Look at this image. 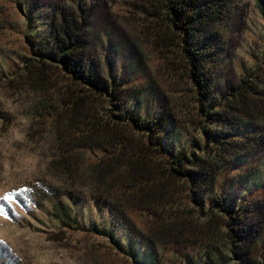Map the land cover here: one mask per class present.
Returning a JSON list of instances; mask_svg holds the SVG:
<instances>
[{"label":"trees","instance_id":"obj_1","mask_svg":"<svg viewBox=\"0 0 264 264\" xmlns=\"http://www.w3.org/2000/svg\"><path fill=\"white\" fill-rule=\"evenodd\" d=\"M20 1L26 51L9 74L0 70V87L34 94L32 139L47 136L49 148L35 186L11 193L17 204L87 236L90 252L100 240L118 264H264V40L237 82L221 88L216 78L227 50L220 23L241 0L154 1L174 32L162 44L165 58L195 110L185 122L181 92L151 113L131 103L134 77L98 67L84 0L54 3L45 15ZM256 4L264 23V0ZM0 119L3 131L11 119L3 111ZM84 201L110 222L82 221ZM0 210L14 218L2 198ZM119 212L130 223L120 227L124 241ZM3 250L0 264H9ZM92 257L99 264L104 255Z\"/></svg>","mask_w":264,"mask_h":264},{"label":"rangeland","instance_id":"obj_2","mask_svg":"<svg viewBox=\"0 0 264 264\" xmlns=\"http://www.w3.org/2000/svg\"><path fill=\"white\" fill-rule=\"evenodd\" d=\"M30 1L35 3V8L31 10L42 9L41 15L50 11L48 9L54 3L65 2L73 7L76 3L74 0H28ZM84 1L89 6L86 17L89 51L98 67L105 74L108 72L125 78L134 77L130 92L136 97L131 103L136 99L140 100L144 106H148L151 113L155 111L157 103L169 106L171 94L181 92L185 105L184 122L193 120L195 110L192 109L193 104L188 96V85L171 73L172 65L166 60L165 48L162 47L166 37L172 38L174 32L165 26L162 10L154 7L155 0ZM21 8L20 0H0L1 73L9 74L26 51L27 22ZM153 13H157L159 18H151ZM157 28L161 31L159 37L156 34ZM219 28L224 33L227 48L216 69V78L223 88L227 78L237 82L239 75L250 69L260 53L264 40V23L256 0L238 2L222 20ZM7 116L12 119L8 114ZM34 116L36 123L40 118L38 115ZM31 134H34L32 129V138ZM38 174L39 170L30 175H22L9 171L7 166L0 168V199L11 195L13 191L20 193L24 187L33 188ZM5 201L14 214L11 220L0 210V245L4 248L9 264H98L92 257L96 252L104 255L99 264H118L116 256L102 249L100 240L91 239L97 249L94 253L90 252L92 245L87 236L60 229L53 216L36 209L32 203L20 206L13 197ZM76 209L82 221L92 219L102 225L111 220L106 211L99 213L89 201H84ZM118 215L124 219L122 222L115 220L118 228L116 237L124 241L120 227L124 224L128 227L130 223L124 214L119 212ZM133 235L131 233L130 237Z\"/></svg>","mask_w":264,"mask_h":264},{"label":"clouds","instance_id":"obj_3","mask_svg":"<svg viewBox=\"0 0 264 264\" xmlns=\"http://www.w3.org/2000/svg\"><path fill=\"white\" fill-rule=\"evenodd\" d=\"M35 103L31 92L13 94L6 87H0V111L12 118L7 128L0 131V168L7 166L9 171L30 175L46 166L47 136L38 142L30 136ZM3 124L0 119V128Z\"/></svg>","mask_w":264,"mask_h":264},{"label":"snow or ice","instance_id":"obj_4","mask_svg":"<svg viewBox=\"0 0 264 264\" xmlns=\"http://www.w3.org/2000/svg\"><path fill=\"white\" fill-rule=\"evenodd\" d=\"M11 198H12V196L11 195H8V196L3 197L2 199L3 200H8V199H11Z\"/></svg>","mask_w":264,"mask_h":264}]
</instances>
